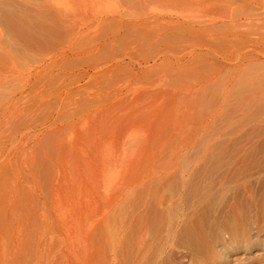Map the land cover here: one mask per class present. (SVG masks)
I'll use <instances>...</instances> for the list:
<instances>
[{"label": "rangeland", "instance_id": "374dc122", "mask_svg": "<svg viewBox=\"0 0 264 264\" xmlns=\"http://www.w3.org/2000/svg\"><path fill=\"white\" fill-rule=\"evenodd\" d=\"M238 196L264 220V0H0V264H258Z\"/></svg>", "mask_w": 264, "mask_h": 264}, {"label": "bare ground", "instance_id": "6f19581e", "mask_svg": "<svg viewBox=\"0 0 264 264\" xmlns=\"http://www.w3.org/2000/svg\"><path fill=\"white\" fill-rule=\"evenodd\" d=\"M133 22V21H132ZM146 24V23H145ZM203 28H205V27H203ZM176 172H178V170H176ZM240 196H238V198H239ZM213 198H215V197H213ZM221 199L223 198V197H220ZM218 196H217V198L214 200V199H212L211 198V202H214V201H216L217 199H220ZM242 198V197H241ZM220 199V200H221ZM243 199V198H242ZM242 199H238L237 200V205L235 206V207H233L231 210H230V212L228 213V220L230 221V226H229V229L230 228H235V229H237V233H235L234 235H235V237H237V236H239V234L240 233H242L243 234V232L244 231H246L247 229H248V227H251V224H252V222H251V220H252V218L254 219V222L255 223H257L258 225H257V228H258V230H257V234H259V233H264L263 232V229H264V220H263V218H262V216L260 217V214L259 215H257V217L259 218H254L255 217V215H254V217L252 216V214H251V212H253L252 211V202L250 203V201L248 200V199H244V200H242ZM224 200V199H223ZM217 201H219V200H217ZM216 201V202H217ZM221 202H224V201H222L221 200ZM220 202V203H221ZM217 204V203H216ZM215 204V205H216ZM219 204V203H218ZM215 205H213L212 203L210 204L209 203V206H207V208H206V211H205V215H209V213L210 214H213L212 212L213 211H215ZM254 210V209H253ZM195 225H197V224H195ZM96 227H97V229H102L103 228V225H102V223L100 222V223H98L97 225H96ZM198 228H201V227H199V226H194V224L193 223H188V224H186L183 228H182V233L181 232H178V234H180V239L182 238L185 242L187 241L189 244H193V243H191V242H193V241H200L201 240V235H200V232H198ZM251 233V232H250ZM246 234H247V232H246ZM132 235H133V237L135 236V235H137L136 233H135V231L133 230L132 231V234L131 235H128V242H130V239H131V237H132ZM233 235V236H234ZM241 235V234H240ZM248 235V234H247ZM232 236V237H233ZM243 236V235H242ZM246 236V235H245ZM244 236V237H245ZM247 238V237H246ZM180 241V240H179ZM178 241V242H179ZM182 241V240H181ZM184 241H182V242H184ZM182 242H179V243H181V245H182ZM187 242H186V244H187ZM195 242V243H196ZM201 242V241H200ZM248 241H246V243H247ZM179 243H178V245H179ZM246 243L244 244V245H246ZM185 243H183V246L184 245H186ZM197 244V243H196ZM180 245V246H181ZM188 245V244H187ZM198 245V244H197ZM195 246V245H194ZM118 247H123V244H120V245H118ZM186 247V246H185ZM204 247H206V246H204ZM264 247V246H263ZM195 248V247H194ZM195 250V249H194ZM188 251V250H187ZM196 251V250H195ZM198 251V250H197ZM192 252V251H191ZM101 264H105V263H101ZM258 264H264V261L263 262H261L260 261V263H258Z\"/></svg>", "mask_w": 264, "mask_h": 264}]
</instances>
